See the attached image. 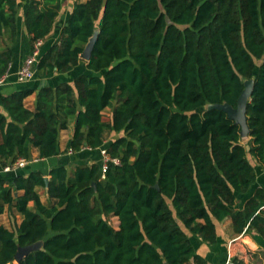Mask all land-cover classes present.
<instances>
[{
	"label": "trees",
	"instance_id": "trees-1",
	"mask_svg": "<svg viewBox=\"0 0 264 264\" xmlns=\"http://www.w3.org/2000/svg\"><path fill=\"white\" fill-rule=\"evenodd\" d=\"M61 1L0 0V37L15 38L26 2L32 47L50 33ZM11 56L0 44V76ZM83 61L71 80L39 86L33 109L24 104L33 87L0 91V166L29 159L33 147L39 158L57 154L70 121L67 149L101 147L114 133L105 151L119 162L72 173L57 165L47 181L40 171L11 182L0 176V214L7 206L22 217L13 228L0 224V264H207L198 244L216 242L225 217L233 233L247 227L264 237L263 190L234 208L255 181L248 153L264 164V0H74L36 72L65 73ZM249 79L247 148L240 126L206 106L235 107ZM40 240L15 262L19 246Z\"/></svg>",
	"mask_w": 264,
	"mask_h": 264
},
{
	"label": "crops",
	"instance_id": "crops-1",
	"mask_svg": "<svg viewBox=\"0 0 264 264\" xmlns=\"http://www.w3.org/2000/svg\"><path fill=\"white\" fill-rule=\"evenodd\" d=\"M74 0H62L61 9L55 19L50 33L43 39L41 47V55L45 52L47 47L59 41L60 30L67 19L73 5ZM26 2H19L17 11V34L13 40H10L8 33L4 32L0 37V44L2 47L8 45L12 50L11 61L8 66L7 76L0 91L3 94H9L13 91L33 87L35 90L24 99V104L30 109L34 108L37 96L38 87L44 84L56 85L63 80H71L79 73L85 71L86 62L79 63L69 72L58 73L41 77L35 74V77L26 82H18L16 80V73L22 66L24 59L31 51V43L29 41V34L24 22V11ZM109 110V111H108ZM0 111L4 112L0 106ZM110 108H105L103 113L110 115ZM74 131V121H70L67 128L62 129L59 133L58 153L48 157L39 158L38 150L33 147L31 149V156L26 160L23 166L15 167L10 171H0V176L11 182L16 175L28 176L32 171H40L49 179V170L57 165H64L70 173L77 165L92 164L102 162V150L114 137V133H107L104 139V145L98 148L91 149L83 147L79 151H72L66 148L67 141L71 138ZM250 137H244L241 142L247 146ZM1 142V138H0ZM248 148V146H247ZM250 163L255 170V181L250 186L247 192L239 193L237 195L234 208L241 209L247 198L254 194L257 189L264 191V164L260 163L254 156L248 153L247 155ZM1 167V166H0ZM40 199L43 203H48L46 188H38ZM28 206L32 207L33 202L29 201ZM9 212L14 213L17 218V224L22 217L14 209L10 210L5 206V210L0 214V224L10 228L6 223L9 222ZM11 217V216H10ZM114 220V227H117L118 221L116 216H111ZM6 221V222H5ZM247 228V227H246ZM235 234L232 231L231 219L225 217L221 221H216L217 239L214 243L202 242L198 244L197 253L204 257L207 264H226L232 261L234 264H264V237L258 235L256 232L248 229ZM238 258V259H237ZM243 260V261H242Z\"/></svg>",
	"mask_w": 264,
	"mask_h": 264
},
{
	"label": "water",
	"instance_id": "water-1",
	"mask_svg": "<svg viewBox=\"0 0 264 264\" xmlns=\"http://www.w3.org/2000/svg\"><path fill=\"white\" fill-rule=\"evenodd\" d=\"M97 34H98V28H96L93 31L92 36L87 41L82 53L80 54V57L83 60L87 61L89 59L93 45L97 38ZM252 88H253V79L245 80L244 89L239 95L235 107L227 102H223L220 104H209L206 106V108L208 109L217 108L223 110L228 115L229 118L234 120V122L240 126L239 134L242 138L247 137L249 133L246 112H247V105L250 100V96L252 94ZM47 180H48L47 177H45V181ZM155 187L158 188V184H156ZM42 245H43V241L40 240L25 246H19L17 253L15 255V262L21 261L29 253L37 249H40Z\"/></svg>",
	"mask_w": 264,
	"mask_h": 264
},
{
	"label": "built area",
	"instance_id": "built-area-1",
	"mask_svg": "<svg viewBox=\"0 0 264 264\" xmlns=\"http://www.w3.org/2000/svg\"><path fill=\"white\" fill-rule=\"evenodd\" d=\"M43 45V39H37L32 48L30 53L24 59L22 66L16 73V80L18 82H26L35 77L36 74V65L41 57V47ZM7 72L0 76V85H2L6 79ZM102 162H101V169L105 171L107 167V162L109 160L118 163L119 160L117 158H110V156L106 153L105 149L102 150ZM26 163V160L23 158L17 159L14 163L5 165L4 167H0V171H10L15 167L23 166ZM261 209H264V205L261 206ZM226 264H234L232 261H228Z\"/></svg>",
	"mask_w": 264,
	"mask_h": 264
},
{
	"label": "rangeland",
	"instance_id": "rangeland-1",
	"mask_svg": "<svg viewBox=\"0 0 264 264\" xmlns=\"http://www.w3.org/2000/svg\"><path fill=\"white\" fill-rule=\"evenodd\" d=\"M109 111V110H108ZM105 117L108 118L109 115H107V113H104ZM11 216V217H10ZM17 218L15 217V214L14 213H11L9 212V222H7L6 224L10 227V228H13L17 225V222H16ZM110 222L112 225H114L115 223V220L110 217L109 218ZM6 222V221H5ZM238 259V258H237ZM243 261V260H242Z\"/></svg>",
	"mask_w": 264,
	"mask_h": 264
}]
</instances>
